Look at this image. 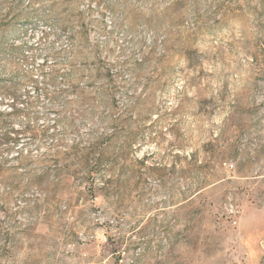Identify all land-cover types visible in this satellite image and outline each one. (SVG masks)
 <instances>
[{"label": "rangeland", "instance_id": "374dc122", "mask_svg": "<svg viewBox=\"0 0 264 264\" xmlns=\"http://www.w3.org/2000/svg\"><path fill=\"white\" fill-rule=\"evenodd\" d=\"M119 113L139 137L92 200L81 151ZM11 133L0 264H264V0H0Z\"/></svg>", "mask_w": 264, "mask_h": 264}, {"label": "trees", "instance_id": "16d2710c", "mask_svg": "<svg viewBox=\"0 0 264 264\" xmlns=\"http://www.w3.org/2000/svg\"><path fill=\"white\" fill-rule=\"evenodd\" d=\"M116 101L112 108L117 109ZM117 111V110H116ZM111 130L99 135L88 146L84 147L83 161L84 167L88 174V180L85 183L87 194L90 199L95 200L100 196L108 198L107 193L112 181H98L97 177L102 173H115L119 168H128L126 159V150L135 142L139 133L131 132L130 120L124 118L120 113L118 117L110 123ZM18 135L15 133L0 136V146L8 141L15 142Z\"/></svg>", "mask_w": 264, "mask_h": 264}, {"label": "built area", "instance_id": "2783aa9c", "mask_svg": "<svg viewBox=\"0 0 264 264\" xmlns=\"http://www.w3.org/2000/svg\"><path fill=\"white\" fill-rule=\"evenodd\" d=\"M250 146H251V153L255 154L258 148V143L252 142ZM227 166L229 169L235 168V165L233 163H229ZM241 215H242V211L239 208V206L233 203L232 200H229L228 202L225 203L224 209L220 217L221 219L224 218L226 221H228L229 224L232 225L233 227H237L240 225Z\"/></svg>", "mask_w": 264, "mask_h": 264}, {"label": "crops", "instance_id": "0c3cea01", "mask_svg": "<svg viewBox=\"0 0 264 264\" xmlns=\"http://www.w3.org/2000/svg\"><path fill=\"white\" fill-rule=\"evenodd\" d=\"M256 156H257V159H259V161H262L261 163H260V166H259V170H258V172H260L261 173V171H262V175H260L259 177H258V180H260V181H258V183L256 184L257 186H264V184H263V181H262V179L264 178V168H262V166L264 165V141H260V145H259V149H258V151H257V154H256ZM261 168V169H260ZM263 184V185H262ZM241 221V220H240Z\"/></svg>", "mask_w": 264, "mask_h": 264}]
</instances>
